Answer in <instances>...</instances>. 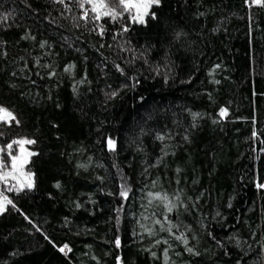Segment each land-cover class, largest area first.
Returning a JSON list of instances; mask_svg holds the SVG:
<instances>
[{
	"label": "trees",
	"instance_id": "1",
	"mask_svg": "<svg viewBox=\"0 0 264 264\" xmlns=\"http://www.w3.org/2000/svg\"><path fill=\"white\" fill-rule=\"evenodd\" d=\"M104 3L0 0V264H264V0Z\"/></svg>",
	"mask_w": 264,
	"mask_h": 264
},
{
	"label": "snow or ice",
	"instance_id": "2",
	"mask_svg": "<svg viewBox=\"0 0 264 264\" xmlns=\"http://www.w3.org/2000/svg\"><path fill=\"white\" fill-rule=\"evenodd\" d=\"M62 2V0H61ZM114 2L118 3V5L123 6L124 8H135L136 9V15L133 17L134 20H138L140 23H144L145 19L144 17L148 15V9L153 4H159L160 0H114ZM254 2L259 3L260 0H254ZM78 3L80 7H83L85 3L92 5V11L93 12H99L100 9L108 7L104 0H78ZM104 16H109L112 18H115L119 15V13L116 11L115 8H108V11L103 12ZM154 15V14H153ZM84 19L88 18V12L86 11L84 13ZM96 19H99L100 16L97 15L95 17ZM0 19L6 20V16L0 17ZM227 112V109L221 110V115H225ZM15 122L19 124V120L14 115L13 111L9 110L6 107L0 106V122L5 123H11ZM35 140L31 139H20V140H14L12 143H9L6 145V148H0V153L7 154L8 157H10V164L6 163L3 156H0V181H4L7 183V180L9 177H11L14 180H17V182L20 184V187L17 188V191H23L24 189H32L35 187V180H34V173L29 170L27 173L24 171L25 165L29 163V158L37 155L35 152L27 151V149L24 148V145H30L35 144ZM13 144H16L19 146V152L20 155H12V148ZM108 144L110 147H115V142L111 139H109ZM8 168V171H4V169ZM20 177H23V181L20 180ZM59 187V185H57ZM258 187H264V185H258ZM12 190V189H9ZM121 196H126V192H121ZM151 195V194H150ZM166 199L167 197H163ZM12 204V201L4 197L3 199H0V214H2L4 211H6V205ZM172 209L169 208V211ZM159 223V221H157ZM179 239H183V237H178ZM185 243L187 241L185 240ZM116 244L119 245L120 241L119 239L116 240ZM66 248H68L67 245H64L62 248H60V251L63 252ZM71 251V249H68ZM189 252H192L193 249L189 248Z\"/></svg>",
	"mask_w": 264,
	"mask_h": 264
},
{
	"label": "rangeland",
	"instance_id": "3",
	"mask_svg": "<svg viewBox=\"0 0 264 264\" xmlns=\"http://www.w3.org/2000/svg\"><path fill=\"white\" fill-rule=\"evenodd\" d=\"M128 9L131 10L133 17H134L136 15V9L135 8H128ZM105 11H108L107 8H102V9H100V11L98 13L97 12L96 13H97V15H99V14H103V12H105ZM144 19H145V17H144ZM136 21H138V20H136ZM16 140H20V139H16ZM24 148L27 149V151H31L27 144L24 145ZM14 155H20L18 145H17L16 152L14 153ZM9 164H10V159H9ZM8 170H9L8 168L4 169V171H8ZM24 171H25V173L28 172V170L25 167H24ZM23 179H24L23 177H20L21 181H23ZM15 187H20V184L17 182V180L12 179L11 177L8 178L7 183H5L4 181H0V199H3L4 197L7 198L6 191H4L5 189H11V188H15ZM5 204H6V201H5Z\"/></svg>",
	"mask_w": 264,
	"mask_h": 264
},
{
	"label": "water",
	"instance_id": "4",
	"mask_svg": "<svg viewBox=\"0 0 264 264\" xmlns=\"http://www.w3.org/2000/svg\"><path fill=\"white\" fill-rule=\"evenodd\" d=\"M66 252H67V250H66Z\"/></svg>",
	"mask_w": 264,
	"mask_h": 264
}]
</instances>
